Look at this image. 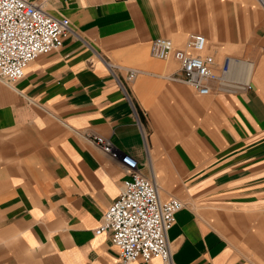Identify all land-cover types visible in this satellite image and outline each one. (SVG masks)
Masks as SVG:
<instances>
[{
	"label": "crops",
	"instance_id": "1",
	"mask_svg": "<svg viewBox=\"0 0 264 264\" xmlns=\"http://www.w3.org/2000/svg\"><path fill=\"white\" fill-rule=\"evenodd\" d=\"M32 1L73 33L0 80V264H123L96 230L128 172L98 138L183 203L173 264H264V0ZM194 33L208 95L152 52Z\"/></svg>",
	"mask_w": 264,
	"mask_h": 264
},
{
	"label": "built area",
	"instance_id": "2",
	"mask_svg": "<svg viewBox=\"0 0 264 264\" xmlns=\"http://www.w3.org/2000/svg\"><path fill=\"white\" fill-rule=\"evenodd\" d=\"M72 33L68 19L53 18L32 0H0V80H21L33 61L60 49ZM205 39L203 34H191L186 50L175 49L166 38L156 39L152 47L160 59L174 57L181 65L182 80L200 95H208L209 82L221 78L214 71V57L201 55ZM135 76L130 71L128 79ZM96 144L128 172L121 194L106 211L96 234L111 233L123 264L149 263L155 258L173 264L168 233L183 203L162 200L156 183L141 173L138 161L124 157L103 138H98Z\"/></svg>",
	"mask_w": 264,
	"mask_h": 264
},
{
	"label": "bare ground",
	"instance_id": "3",
	"mask_svg": "<svg viewBox=\"0 0 264 264\" xmlns=\"http://www.w3.org/2000/svg\"><path fill=\"white\" fill-rule=\"evenodd\" d=\"M206 38V37H205ZM205 44H206V46H207V38L205 39ZM206 48V47H205Z\"/></svg>",
	"mask_w": 264,
	"mask_h": 264
},
{
	"label": "rangeland",
	"instance_id": "4",
	"mask_svg": "<svg viewBox=\"0 0 264 264\" xmlns=\"http://www.w3.org/2000/svg\"><path fill=\"white\" fill-rule=\"evenodd\" d=\"M260 1V0H259ZM263 5V4H262ZM258 8H260V7H258ZM258 11H260V10H258ZM261 11H263V10H261Z\"/></svg>",
	"mask_w": 264,
	"mask_h": 264
}]
</instances>
